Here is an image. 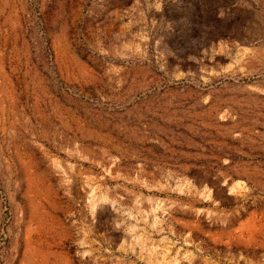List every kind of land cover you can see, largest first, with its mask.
<instances>
[{"label": "rangeland", "instance_id": "obj_1", "mask_svg": "<svg viewBox=\"0 0 264 264\" xmlns=\"http://www.w3.org/2000/svg\"><path fill=\"white\" fill-rule=\"evenodd\" d=\"M0 264H264V0H0Z\"/></svg>", "mask_w": 264, "mask_h": 264}]
</instances>
